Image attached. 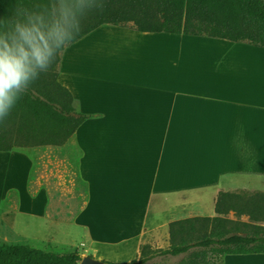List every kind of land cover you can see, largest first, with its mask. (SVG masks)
Masks as SVG:
<instances>
[{
	"label": "crops",
	"instance_id": "0c3cea01",
	"mask_svg": "<svg viewBox=\"0 0 264 264\" xmlns=\"http://www.w3.org/2000/svg\"><path fill=\"white\" fill-rule=\"evenodd\" d=\"M260 49L108 23L69 44L58 81L90 117L63 145L0 151V219L15 218L0 220V236L10 227L24 242L123 264L144 245L168 248L173 221L220 216L221 194L264 193ZM35 168L40 188L31 193ZM234 198L223 199L221 216L236 215ZM28 200L39 202V217L21 224ZM220 263L264 264V254Z\"/></svg>",
	"mask_w": 264,
	"mask_h": 264
},
{
	"label": "trees",
	"instance_id": "16d2710c",
	"mask_svg": "<svg viewBox=\"0 0 264 264\" xmlns=\"http://www.w3.org/2000/svg\"><path fill=\"white\" fill-rule=\"evenodd\" d=\"M49 2L0 0V20L13 18L18 8L38 11ZM81 23L82 31L71 43L108 23L131 25L140 32L247 42L264 49V0H106L103 12L91 11ZM61 52L50 70L41 73L9 117L0 123V151L14 147L63 145L90 117L76 110L72 93L58 81ZM233 197L236 203L241 202L238 214L247 213L250 219L261 217L264 221V193L257 192L248 197L223 193L216 206L220 216L171 222L172 245L152 251L149 244L144 245L139 260L131 263L146 264L155 255L177 256L188 252L192 256L191 264H209V255L264 254V225L243 223V227L251 229L250 233H243L240 225L234 226L236 222L221 216L229 212L221 207V202ZM194 248L200 250L192 251ZM81 259L78 251L56 252L7 241L0 244V264H78Z\"/></svg>",
	"mask_w": 264,
	"mask_h": 264
},
{
	"label": "clouds",
	"instance_id": "9594fccd",
	"mask_svg": "<svg viewBox=\"0 0 264 264\" xmlns=\"http://www.w3.org/2000/svg\"><path fill=\"white\" fill-rule=\"evenodd\" d=\"M106 0H50L40 10L18 8L0 20V123L41 73L82 31V19L103 12Z\"/></svg>",
	"mask_w": 264,
	"mask_h": 264
},
{
	"label": "rangeland",
	"instance_id": "374dc122",
	"mask_svg": "<svg viewBox=\"0 0 264 264\" xmlns=\"http://www.w3.org/2000/svg\"><path fill=\"white\" fill-rule=\"evenodd\" d=\"M260 50H263V49H260ZM75 105V103H74ZM37 168H35L34 170H32L31 172V179H35L37 180ZM43 185H47V186H51V184L45 182ZM30 191L31 193H34V192H38L39 188H40V184H39V181H31L30 182ZM15 194H12V198H15L16 197L14 196ZM38 201L36 200V204H39L40 202V199H39V202L37 203ZM34 204L33 202H31V200H28L27 203L25 204V207L27 208L26 211H20V212H17V219L20 220V223L23 224L25 221L29 220L30 218H38L39 216H36L35 215V207L37 208L38 205ZM17 205H19V202H17ZM242 214H238L236 213V215H234L231 220H233L234 222H236L237 224H234V226H237V225H240L241 226V229L243 230V233H250L251 232V229L249 227L245 228L243 227V223H249V224H258V223H262L263 221L261 220V217H258L256 218L258 221L253 220V219H250L248 222H244L241 220V216ZM226 217V216H225ZM228 218V217H227ZM14 212H10L9 214L6 215L5 218L3 219H0L2 223H4L5 225H11L14 221ZM9 233L8 231H6L5 229V235H1L0 236V244L3 243L4 241H7V242H15V243H26V244H29L31 246H34V247H37V248H40V249H43V250H51V251H56V252H64V251H58V250H54V249H51V248H48L47 246H45L46 244L39 241V240H36V239H30V240H27L24 242V240L14 234L11 230V228L9 227ZM7 236V238L5 237ZM172 242L173 241H170V245L169 247L172 245ZM151 246V245H150ZM150 251L152 250H157L156 248H153L152 246L149 248ZM193 250H200V248H194L192 249ZM68 251V250H67ZM70 251V250H69ZM73 251V250H71ZM92 253V252H91ZM150 252L147 253V255L149 254ZM192 258V256L190 255V252L188 253H184V254H180V255H177V256H173V255H155L151 260H149L146 264H151V263H154V264H191V262L189 261L190 259ZM139 260V259H138ZM208 260L210 261L209 264H218V260H219V257L215 256V255H209L208 256ZM111 263V262H109ZM80 264V262L78 263ZM117 264V263H115ZM221 264V263H220Z\"/></svg>",
	"mask_w": 264,
	"mask_h": 264
},
{
	"label": "water",
	"instance_id": "95a60500",
	"mask_svg": "<svg viewBox=\"0 0 264 264\" xmlns=\"http://www.w3.org/2000/svg\"><path fill=\"white\" fill-rule=\"evenodd\" d=\"M80 264H115V263H109L107 261L96 259L92 256H83L80 261ZM123 264H132V263L129 262V263H123Z\"/></svg>",
	"mask_w": 264,
	"mask_h": 264
}]
</instances>
